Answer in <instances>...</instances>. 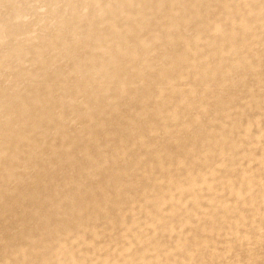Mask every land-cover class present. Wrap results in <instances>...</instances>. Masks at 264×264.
<instances>
[{"label": "bare ground", "instance_id": "bare-ground-1", "mask_svg": "<svg viewBox=\"0 0 264 264\" xmlns=\"http://www.w3.org/2000/svg\"><path fill=\"white\" fill-rule=\"evenodd\" d=\"M179 1L70 0V19L36 15L51 31L0 35L35 42L0 52V69L10 54L17 69L30 52L51 61L38 42L58 26L69 32L49 43L55 49L93 37L83 56L63 55L68 67L30 86L27 100L0 96V264H264V0ZM147 26L157 31L142 38ZM178 42V53L165 47ZM154 45L162 49L155 62ZM206 52L213 61L204 66ZM239 69L253 85L224 81ZM97 74L104 78L91 81Z\"/></svg>", "mask_w": 264, "mask_h": 264}, {"label": "rangeland", "instance_id": "rangeland-1", "mask_svg": "<svg viewBox=\"0 0 264 264\" xmlns=\"http://www.w3.org/2000/svg\"><path fill=\"white\" fill-rule=\"evenodd\" d=\"M69 1L70 0H37V1L0 0V10L6 9L10 13L9 17L3 16L2 14H0V35H3L8 31L16 30V28L21 29V30L30 28L38 34L43 32L45 29H48L49 31H51V29H53V24L49 21H45L43 23L37 22L36 15L41 14V13L43 15H47L51 13V11L54 10L57 13V14H54L56 20L61 21L64 19H70V12L66 7V4ZM207 1L210 2L211 4H214L217 0H201V2L203 3H206ZM179 2H182L185 4L190 3L189 0H183ZM17 4H22L25 8L29 10L26 16H23L22 14L18 12V10L16 9ZM231 4L233 5L236 3L235 1H231ZM80 5L83 6L93 18L97 17V13H96L94 6L90 5L89 3H82ZM112 9H115V10L117 9L116 4L112 5ZM210 16L211 18H215V19H220L221 17V16H213V15H210ZM154 18L156 21H161V20H167L169 18H176V17H165L162 15H158ZM115 24L119 28L123 26V22H120L118 20H116ZM70 26L71 28L84 27V26H89L91 28H94L93 26L88 25L87 23H84V22H78V23L73 22L71 23ZM55 29L57 30L47 34L42 40V42H38L39 51L45 54L53 55V59L51 61H47L45 63L40 64L37 60L33 59V56H32L33 54L32 52H30V54H28L26 57L23 58L24 66L21 69H17L12 65L11 61L9 60L12 54L6 57L7 64L4 68L0 69V96L3 99L4 97H14V98H20L23 100H27L28 99L27 94L30 89V86H34L38 84L41 78L46 73L52 70L53 66L56 65L63 69L65 67H68L71 64L70 63L71 60L64 58L63 55H69L75 52L79 56H83L87 52V48H84V46H89L93 42V37L89 36V37H84L83 39H81L82 46L81 45L77 46V45L70 43V44H64L62 46H59L57 49L52 48L49 46L50 42L54 41L58 36L66 35L69 32V28H66V27L62 28L58 26ZM100 30L106 32L109 30V26L107 24H103L100 27ZM191 30H192V27L189 25L185 28V33L188 34L191 32ZM156 31H157V28H155L154 26L152 28L147 26L142 29H138V32L141 34L142 38H148ZM120 34L123 35L125 34V32H122ZM160 34L161 36H165L166 32L161 30ZM126 37L129 40H134L133 36L126 35ZM114 38L116 41L120 40V36H117ZM31 43H35V42H31ZM31 43L23 41L18 38H11L8 40H3L0 38V52L7 53L13 48H23L25 50L30 49L29 47ZM165 47L167 49H172L178 53L181 50H183V43L178 42L174 46H172L171 44H165ZM154 50H156L157 53L155 55L149 56V59H151L153 62H155L156 57L160 55L162 49L154 45ZM114 54L115 52H112V55ZM100 58L102 61H106L108 56L103 54L100 56ZM249 58L252 61H255L256 59L252 55ZM212 61H213V56L206 52V62L203 65L205 66V65L211 64ZM132 66L135 68H138L140 67V64L138 62H134L132 63ZM147 73H148V76L151 78H154L156 76L155 70L147 71ZM192 74L193 72H191L189 76L192 77ZM8 76L18 77L20 79V83L18 85H12L10 83L5 82L3 79ZM103 78H104L103 74H97L93 78H90V80L93 82H97ZM239 80L244 81L245 84H249V85H253L254 83V79L249 76L248 71H246L245 69L233 70L231 74H229L228 76L224 78L225 82H229V81L235 82ZM193 84L196 85L195 82H193ZM114 86H115V83H112L111 87L113 88ZM210 89L212 92H214L217 95H220L223 98L229 95L228 92H223L220 89V87L217 85L212 86ZM147 99L149 98L147 97ZM244 100H245V96H243L239 100L238 104L242 105V101ZM114 104L119 109L124 110L122 100L114 101ZM68 105H69V102L65 103L63 108L67 109ZM105 107H106L105 100L99 104H90V109L95 110V111L101 110ZM2 113L3 112L0 110V114ZM253 114L254 112H251V111L247 112L248 116H252ZM112 121H113L112 124H114V123L120 122L121 119L119 116H115L112 119ZM80 126H81L80 124L75 125V126L70 125L68 127V131L74 132L75 130H78ZM109 129H111V126H109ZM85 132L92 133V132H95V129L93 127H89L86 129ZM69 143H70V140H65L64 142H60L59 144H62L63 146L67 147L69 146ZM157 144H163V141H157ZM99 145L101 148H104L101 140H99ZM42 152L46 156H49V152L46 150L45 147L42 148ZM103 177L104 175L100 173L97 176L96 180L100 181L103 179ZM85 182L86 183L89 182V179H86ZM10 227L13 228V225H11Z\"/></svg>", "mask_w": 264, "mask_h": 264}]
</instances>
